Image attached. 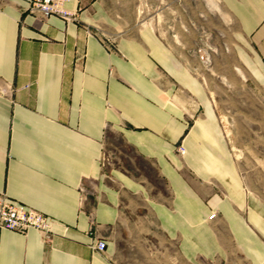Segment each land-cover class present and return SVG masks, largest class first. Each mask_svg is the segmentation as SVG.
<instances>
[{
	"label": "crops",
	"instance_id": "obj_1",
	"mask_svg": "<svg viewBox=\"0 0 264 264\" xmlns=\"http://www.w3.org/2000/svg\"><path fill=\"white\" fill-rule=\"evenodd\" d=\"M215 1L236 69L264 88V0ZM116 2L68 0L75 22L0 0V193L58 222L49 241L0 228V264H264V143L239 164L185 53ZM141 209L159 251L132 236Z\"/></svg>",
	"mask_w": 264,
	"mask_h": 264
},
{
	"label": "rangeland",
	"instance_id": "obj_2",
	"mask_svg": "<svg viewBox=\"0 0 264 264\" xmlns=\"http://www.w3.org/2000/svg\"><path fill=\"white\" fill-rule=\"evenodd\" d=\"M115 10L123 22L150 24L185 53L210 97L234 158L240 164L243 153L252 157L253 150L247 146L258 140L264 143V88L253 85L236 69L227 49V17L216 1L117 0ZM192 108L195 115L203 114L201 105ZM118 148L124 151L121 145ZM128 216L134 228L132 236L153 239L157 250V241L163 238L149 214L141 209L140 214Z\"/></svg>",
	"mask_w": 264,
	"mask_h": 264
},
{
	"label": "built area",
	"instance_id": "obj_3",
	"mask_svg": "<svg viewBox=\"0 0 264 264\" xmlns=\"http://www.w3.org/2000/svg\"><path fill=\"white\" fill-rule=\"evenodd\" d=\"M68 0H29L27 11L37 18L47 19L54 15L64 21L79 22L78 13L75 10L66 7ZM89 35H95L108 52L117 50L119 34L107 35L102 30L92 29L88 23L82 24ZM202 57V56H201ZM176 151L179 155L185 153L182 143L177 145ZM106 158H102V162ZM84 192V189L81 188ZM84 198V196H83ZM82 198V199H83ZM217 211L214 210L211 217H214ZM58 222L47 214L32 207L20 203H13L7 200L5 193H0V228H5L20 233H27L29 229H36L44 241H49L56 233L55 229ZM90 246L97 252H103L106 242L97 236L93 237Z\"/></svg>",
	"mask_w": 264,
	"mask_h": 264
}]
</instances>
